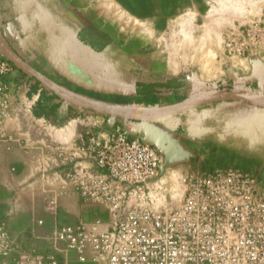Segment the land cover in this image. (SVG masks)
Listing matches in <instances>:
<instances>
[{
	"label": "crops",
	"instance_id": "crops-1",
	"mask_svg": "<svg viewBox=\"0 0 264 264\" xmlns=\"http://www.w3.org/2000/svg\"><path fill=\"white\" fill-rule=\"evenodd\" d=\"M261 16L264 0H0V36L57 90L114 108L156 112L212 87L264 96V59L228 56L225 46L226 35ZM0 57L7 58L1 48ZM3 82L11 94L7 128L17 143L0 144V225L17 253L43 247L44 234L56 225L108 218L105 206L83 203L76 194L60 199L55 218L47 213L46 169L53 175L67 167H45L49 141L105 142L121 133L152 144L159 141L150 127L174 132L185 126L194 136L163 147L172 164L175 151L231 150L264 129V106L251 102L199 104L166 119L139 121L83 108L18 66ZM139 84L166 87L146 98L138 95ZM127 97L136 102L123 104ZM11 261L0 258V264ZM60 263L79 264L74 254Z\"/></svg>",
	"mask_w": 264,
	"mask_h": 264
},
{
	"label": "built area",
	"instance_id": "built-area-1",
	"mask_svg": "<svg viewBox=\"0 0 264 264\" xmlns=\"http://www.w3.org/2000/svg\"><path fill=\"white\" fill-rule=\"evenodd\" d=\"M228 56L264 59V20L240 24L225 37ZM15 65L0 57V144L9 135L11 94L3 79ZM46 211L56 217L60 199L106 207L108 218L72 227L56 225L43 247L17 253L0 225V258L10 264H264V194L254 176L235 168L198 172L172 192L162 184L164 158L153 144L114 134L108 141H49L44 149ZM180 200L176 203V197ZM43 225V221L39 222Z\"/></svg>",
	"mask_w": 264,
	"mask_h": 264
},
{
	"label": "rangeland",
	"instance_id": "rangeland-1",
	"mask_svg": "<svg viewBox=\"0 0 264 264\" xmlns=\"http://www.w3.org/2000/svg\"><path fill=\"white\" fill-rule=\"evenodd\" d=\"M260 20H264V16L246 22ZM212 89H214L212 91L214 92L215 88H209V90ZM216 89L223 90L221 87ZM134 102L136 101L131 97L123 99V104L125 105H133ZM190 124L191 128L193 127L196 129L195 126H197V121L193 120ZM209 129L210 128L207 129V132ZM150 131L154 133L159 141L157 143L153 142L152 144L160 150L164 158V168L161 177L162 184L172 192L179 191L181 189V179L189 175L198 172H206L208 170L235 168L251 173L254 176L257 188L264 194V129H259L253 134L251 140L244 143L242 147L231 150L217 151L206 147L203 148L202 146H195L183 152L175 151L172 154L175 162L172 164H167L163 147L170 149L172 148V146H170L171 143L177 144L178 137L190 139L192 135L194 136V133L190 134L188 128L185 126L174 132L167 128L158 129L156 127L154 130L150 127ZM173 135L175 137H173ZM159 143H161L162 146ZM202 143L203 141L200 145H202ZM179 200L180 196L176 197V203H178Z\"/></svg>",
	"mask_w": 264,
	"mask_h": 264
},
{
	"label": "water",
	"instance_id": "water-1",
	"mask_svg": "<svg viewBox=\"0 0 264 264\" xmlns=\"http://www.w3.org/2000/svg\"><path fill=\"white\" fill-rule=\"evenodd\" d=\"M0 48L6 55L8 60H10L15 66L21 68L24 72L33 77L35 80L40 82L45 88L59 92L62 96L74 100L75 103H77L83 108H87L100 114L116 118H125L139 121L165 119L199 104L224 101H243L264 106V96H258L247 92L215 91L192 97L175 106L164 108L156 112H134L129 110V112H125L122 111L121 108H114L105 104H98L96 102L85 101L82 98H79L69 92L57 90L52 82H50L39 72L27 66V64L23 60H21L20 57L4 42L1 36ZM110 108L118 109V111H111Z\"/></svg>",
	"mask_w": 264,
	"mask_h": 264
},
{
	"label": "trees",
	"instance_id": "trees-1",
	"mask_svg": "<svg viewBox=\"0 0 264 264\" xmlns=\"http://www.w3.org/2000/svg\"><path fill=\"white\" fill-rule=\"evenodd\" d=\"M166 87L165 85H145V84H139L137 87V93L138 95H142L144 97H151L156 93L158 88Z\"/></svg>",
	"mask_w": 264,
	"mask_h": 264
},
{
	"label": "bare ground",
	"instance_id": "bare-ground-1",
	"mask_svg": "<svg viewBox=\"0 0 264 264\" xmlns=\"http://www.w3.org/2000/svg\"><path fill=\"white\" fill-rule=\"evenodd\" d=\"M221 17V16H220ZM130 19V18H129ZM163 38V37H162ZM184 40V39H183ZM111 111H118V109L110 108ZM122 111L129 112L127 109H122Z\"/></svg>",
	"mask_w": 264,
	"mask_h": 264
}]
</instances>
